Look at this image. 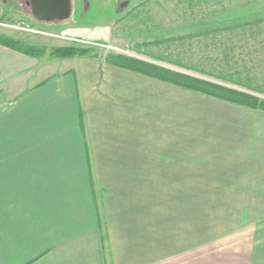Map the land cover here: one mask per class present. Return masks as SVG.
<instances>
[{
    "label": "crops",
    "instance_id": "crops-1",
    "mask_svg": "<svg viewBox=\"0 0 264 264\" xmlns=\"http://www.w3.org/2000/svg\"><path fill=\"white\" fill-rule=\"evenodd\" d=\"M62 59L47 62L0 42V264H212V256L190 253V239L165 237L158 224L142 227V237L135 225L140 220L127 217L126 203L133 196L174 197L183 174L196 180L205 162L198 163L196 149L182 148V98L246 113L263 124L264 110L98 58H70L76 61L70 66L69 58ZM100 187L108 190L109 204L122 201L107 210V242ZM166 187L168 194L139 195L144 188ZM113 213L122 219L117 222ZM182 246L187 253L181 254Z\"/></svg>",
    "mask_w": 264,
    "mask_h": 264
},
{
    "label": "rangeland",
    "instance_id": "rangeland-1",
    "mask_svg": "<svg viewBox=\"0 0 264 264\" xmlns=\"http://www.w3.org/2000/svg\"><path fill=\"white\" fill-rule=\"evenodd\" d=\"M0 6L7 14L0 22L10 25H0L5 36L45 48L47 62L63 60L52 54L55 47L87 48L88 56L73 58L132 57L264 99V0H73L71 17L52 23L37 21L24 0H0ZM75 63L69 58L65 66ZM181 100L182 148L196 149L198 163H205L196 180L181 176L174 197H129L127 217H138L140 229L158 224L165 237L190 239V253L212 256V264H264V131L252 133L264 124L246 113ZM187 136L196 139L184 141ZM103 189L96 191L107 242V210L122 201L109 204ZM161 191L144 188L139 195L169 193L168 187Z\"/></svg>",
    "mask_w": 264,
    "mask_h": 264
},
{
    "label": "trees",
    "instance_id": "trees-1",
    "mask_svg": "<svg viewBox=\"0 0 264 264\" xmlns=\"http://www.w3.org/2000/svg\"><path fill=\"white\" fill-rule=\"evenodd\" d=\"M0 42L13 49L19 50L23 53L33 55L35 57L41 56L45 52V48L32 45L26 41L16 39L13 37L1 35ZM52 54L63 58H73L88 56L90 49L79 48L74 46L55 47L51 50ZM107 62L119 67H123L134 72L143 74L145 76L176 85L183 89L198 92L205 96L213 97L231 104L240 105L250 109L264 110V99L256 97L248 92L238 89L230 88L209 80L195 77L189 74L172 71L165 67L155 65L146 61L134 59L125 56H108ZM223 74V73H222ZM239 73L236 72L238 76ZM221 75L222 79H226ZM227 76V75H226ZM231 77V76H230ZM237 81L231 78L230 81ZM239 80V78H238ZM239 83V82H238Z\"/></svg>",
    "mask_w": 264,
    "mask_h": 264
},
{
    "label": "water",
    "instance_id": "water-1",
    "mask_svg": "<svg viewBox=\"0 0 264 264\" xmlns=\"http://www.w3.org/2000/svg\"><path fill=\"white\" fill-rule=\"evenodd\" d=\"M33 17L40 22H61L71 17L73 0H27Z\"/></svg>",
    "mask_w": 264,
    "mask_h": 264
},
{
    "label": "built area",
    "instance_id": "built-area-1",
    "mask_svg": "<svg viewBox=\"0 0 264 264\" xmlns=\"http://www.w3.org/2000/svg\"><path fill=\"white\" fill-rule=\"evenodd\" d=\"M0 25H4L6 27L10 26V25H7V24L5 25V24H3L1 22H0ZM14 27H17V26H14ZM27 30L32 31V32H36V33H40V34H44V35H54V34H51V33L47 32V31H42V30H35V29H27ZM54 36L58 37V35H54Z\"/></svg>",
    "mask_w": 264,
    "mask_h": 264
},
{
    "label": "flooded vegetation",
    "instance_id": "flooded-vegetation-1",
    "mask_svg": "<svg viewBox=\"0 0 264 264\" xmlns=\"http://www.w3.org/2000/svg\"><path fill=\"white\" fill-rule=\"evenodd\" d=\"M25 1V3L27 4V0H24Z\"/></svg>",
    "mask_w": 264,
    "mask_h": 264
}]
</instances>
